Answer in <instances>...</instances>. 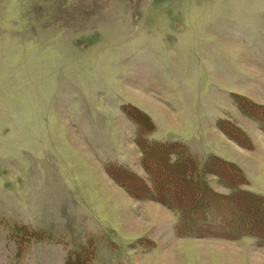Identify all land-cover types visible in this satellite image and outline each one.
Instances as JSON below:
<instances>
[{
  "label": "rangeland",
  "instance_id": "1",
  "mask_svg": "<svg viewBox=\"0 0 264 264\" xmlns=\"http://www.w3.org/2000/svg\"><path fill=\"white\" fill-rule=\"evenodd\" d=\"M238 95L264 104V0H0V219L51 235L18 247L0 223V264H66L92 239L91 264H264V225L178 237L115 169L145 179L142 130L237 162L264 195V131Z\"/></svg>",
  "mask_w": 264,
  "mask_h": 264
},
{
  "label": "trees",
  "instance_id": "2",
  "mask_svg": "<svg viewBox=\"0 0 264 264\" xmlns=\"http://www.w3.org/2000/svg\"><path fill=\"white\" fill-rule=\"evenodd\" d=\"M238 96L244 99L240 104L243 112L264 131V104ZM220 122L225 126L223 132L226 131L225 134L231 139L240 145L245 143L252 147L250 137L239 124L233 120ZM137 134L144 143L141 147L142 165L147 180L126 165L119 164L115 169L121 168L120 171L135 177L134 180L130 178V183L128 175L125 176L126 185L131 184L133 187L132 184H135L137 188L132 196L159 201L175 211L177 217L173 230L176 236L206 238L224 234L236 238L246 233L255 234L250 231L254 224L264 225V195L242 188L247 184V179L237 164L210 154L201 167L196 156L183 142L148 140L142 130ZM209 175L217 176L219 182L229 188V192L216 190ZM0 223L7 225V237L16 242L18 247L32 239H43L50 235L43 230H32L25 224L10 225L2 219ZM256 236L258 240H264V234L258 233ZM93 253L92 239L76 250L74 261L68 257L65 263L91 264Z\"/></svg>",
  "mask_w": 264,
  "mask_h": 264
},
{
  "label": "crops",
  "instance_id": "3",
  "mask_svg": "<svg viewBox=\"0 0 264 264\" xmlns=\"http://www.w3.org/2000/svg\"><path fill=\"white\" fill-rule=\"evenodd\" d=\"M248 136L250 137V139H251V141H252V143H253V145L255 146V149H254V151L256 150V141L254 140V138H253V136L252 135H250V134H248ZM233 143H235L236 141L235 140H233L232 141ZM236 145H238L239 147H242V145H240L238 142H236L235 143ZM249 152L250 151H253V150H248ZM217 155V154H216ZM220 156V155H219ZM220 157H222V156H220ZM222 158H224V157H222ZM224 159H226V158H224ZM226 160H228V159H226ZM228 161H232V162H234L235 164L237 163V162H235V161H233V160H228ZM200 164V163H199ZM237 165L240 167V165L237 163ZM201 166V165H200ZM142 167H143V165H142ZM202 167V166H201ZM143 170H145L144 169V167H143ZM241 170L243 171V169H242V167H241ZM146 172V171H145ZM243 173H244V171H243ZM245 175V174H244ZM216 177V181L218 182V183H220L219 182V180H218V178H217V176H215ZM246 177V176H245ZM147 178V175H146V177H145V179ZM247 179V178H246ZM147 180V179H146ZM248 185H249V181H248V179H247V184H245V188L246 189H248L249 191H251L249 188H248ZM217 190H219V189H217ZM220 191V190H219ZM229 191V188H227V191H222L221 190V192H224V193H227ZM148 204H149V206H145L144 204L142 205V206H140L141 208V210L142 211H145V213H147V211L150 213V216H151V214L152 215H156V214H159V212H162V208H161V206L158 204V202L157 203H155V201H153V202H151V200H149V199H147V201H146ZM167 208V207H166ZM152 209V210H151ZM169 209V208H168ZM169 211H170V214L172 215V220L170 219V221H171V227L173 228V225H174V222H175V220H176V217H177V215H176V213H175V211H173L172 209H169ZM165 215L166 214H163L162 215V221L164 222V217H165Z\"/></svg>",
  "mask_w": 264,
  "mask_h": 264
},
{
  "label": "bare ground",
  "instance_id": "4",
  "mask_svg": "<svg viewBox=\"0 0 264 264\" xmlns=\"http://www.w3.org/2000/svg\"><path fill=\"white\" fill-rule=\"evenodd\" d=\"M152 210V209H151Z\"/></svg>",
  "mask_w": 264,
  "mask_h": 264
}]
</instances>
